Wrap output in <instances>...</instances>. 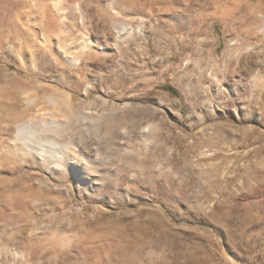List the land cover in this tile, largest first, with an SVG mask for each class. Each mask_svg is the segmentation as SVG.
I'll use <instances>...</instances> for the list:
<instances>
[{
	"label": "rangeland",
	"instance_id": "1",
	"mask_svg": "<svg viewBox=\"0 0 264 264\" xmlns=\"http://www.w3.org/2000/svg\"><path fill=\"white\" fill-rule=\"evenodd\" d=\"M0 74L93 116L82 166L0 132V264H264V0H0Z\"/></svg>",
	"mask_w": 264,
	"mask_h": 264
},
{
	"label": "bare ground",
	"instance_id": "2",
	"mask_svg": "<svg viewBox=\"0 0 264 264\" xmlns=\"http://www.w3.org/2000/svg\"><path fill=\"white\" fill-rule=\"evenodd\" d=\"M0 75L5 85H8L6 82L9 78L7 79L5 75ZM10 81L15 86L21 85L22 83L19 80ZM1 90L2 89H0V93ZM45 99L50 102L49 104L59 105L64 110L66 109L67 112L64 115H58L54 111H51L48 113L51 116L50 118L42 117L39 121H34L32 118H25L16 104L11 103L9 106L5 105L0 108V120L4 124L0 126L1 136L10 135V133L14 134L15 144H21L25 153L38 154L42 161L52 159L54 161L53 163L59 166L64 165L63 161L68 167L74 166L77 163L82 166L71 145V143H74L72 132L68 130L66 135L63 136V139L60 138V136L64 133V127H68V119L71 117V114L72 117L78 116L83 121L92 120L93 116L86 112L87 107L74 108L73 104L68 102L66 94L62 92L52 90ZM60 117H62V119ZM61 128H63V130H61ZM88 128L90 129L89 126ZM18 139H20L21 142H17Z\"/></svg>",
	"mask_w": 264,
	"mask_h": 264
}]
</instances>
